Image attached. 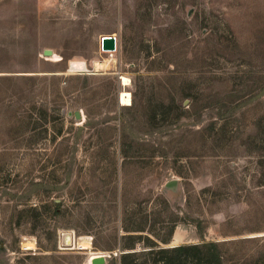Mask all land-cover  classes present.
<instances>
[{"label":"rangeland","instance_id":"374dc122","mask_svg":"<svg viewBox=\"0 0 264 264\" xmlns=\"http://www.w3.org/2000/svg\"><path fill=\"white\" fill-rule=\"evenodd\" d=\"M204 243L264 264V0H0V264Z\"/></svg>","mask_w":264,"mask_h":264},{"label":"trees","instance_id":"16d2710c","mask_svg":"<svg viewBox=\"0 0 264 264\" xmlns=\"http://www.w3.org/2000/svg\"><path fill=\"white\" fill-rule=\"evenodd\" d=\"M56 206H59V204H56ZM125 238H129L133 235H125ZM154 246H159V245H152L151 246V250L150 252H154V250H156L154 248ZM212 246L213 249H215L213 251V253H211V257L215 255L216 257V261L220 262V255L219 252H217L218 250V246L215 243H209V244H205L204 245H200L199 244H193V245H176L173 247H159L158 249V253L161 255V258L164 260V264H186L187 259L184 258V256H191L192 251H199L200 253H202V248L203 247H209ZM137 252L132 251V252H124L121 255V261L122 264H129L128 259L132 256H135ZM134 262H135V258ZM133 262V261H132ZM211 262V261H210ZM217 262V263H219Z\"/></svg>","mask_w":264,"mask_h":264},{"label":"water","instance_id":"95a60500","mask_svg":"<svg viewBox=\"0 0 264 264\" xmlns=\"http://www.w3.org/2000/svg\"><path fill=\"white\" fill-rule=\"evenodd\" d=\"M117 38L113 35H107L102 37V49L104 50H116L117 49ZM54 53L53 49L47 48L44 50L45 55H52ZM75 117L78 120L82 119V113L80 110H76L74 112ZM177 180H173L170 183H168L169 187L176 186ZM72 240L74 241V236L72 232H64L61 236V242L65 246H71ZM106 262V255H100L98 257L93 258L92 263L93 264H104Z\"/></svg>","mask_w":264,"mask_h":264},{"label":"bare ground","instance_id":"6f19581e","mask_svg":"<svg viewBox=\"0 0 264 264\" xmlns=\"http://www.w3.org/2000/svg\"><path fill=\"white\" fill-rule=\"evenodd\" d=\"M51 57H58V54L57 53H53L51 55ZM105 65L106 64L104 63V61H96L95 62V66H96V69L97 70H100V69L104 68ZM121 78L123 79V83L125 85H128L129 84V82H130V78L129 77L123 75ZM120 102L123 105H130V104H132V95H131V93L129 91H127V90L126 91H123L121 93V95H120ZM76 243H77V241L75 242V240L74 241L72 240L71 246L76 245ZM79 244H80L81 247H87L89 245L85 241L84 242L81 241ZM100 255H106V254H104L103 252L93 253L88 258V264H93L92 263L93 258L98 257Z\"/></svg>","mask_w":264,"mask_h":264}]
</instances>
